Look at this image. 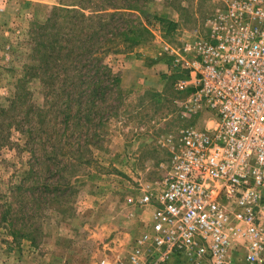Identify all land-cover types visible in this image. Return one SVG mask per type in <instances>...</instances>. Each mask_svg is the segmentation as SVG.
Here are the masks:
<instances>
[{
  "label": "rangeland",
  "instance_id": "rangeland-1",
  "mask_svg": "<svg viewBox=\"0 0 264 264\" xmlns=\"http://www.w3.org/2000/svg\"><path fill=\"white\" fill-rule=\"evenodd\" d=\"M147 1L138 8L145 9L148 21L140 13L127 18L130 25L147 28L146 42L105 57L119 82L112 98L99 105L113 106V113L88 122L80 139L84 147L71 141L88 162L33 166L40 177L65 176L48 182L56 192L45 198L31 195L36 187L45 193L46 180L32 177L25 137L17 125L9 127L8 116L21 119L22 112L7 110L17 95L27 93L21 102L44 105L38 78L22 82L30 63L29 31L69 1L0 0V264H116L147 230L152 210L141 203L142 194L167 174L179 135L207 125V114L190 107L191 89L177 87L185 72L174 66L165 47L177 50L184 41L205 36L206 20L230 0ZM170 22L176 27L168 28ZM64 130L59 128V135ZM14 210L24 217L18 223L20 242L10 227ZM166 264L195 263L175 256Z\"/></svg>",
  "mask_w": 264,
  "mask_h": 264
},
{
  "label": "built area",
  "instance_id": "built-area-1",
  "mask_svg": "<svg viewBox=\"0 0 264 264\" xmlns=\"http://www.w3.org/2000/svg\"><path fill=\"white\" fill-rule=\"evenodd\" d=\"M204 25L165 50L207 125L179 135L167 174L142 194L147 230L116 264H264V0H230Z\"/></svg>",
  "mask_w": 264,
  "mask_h": 264
},
{
  "label": "trees",
  "instance_id": "trees-1",
  "mask_svg": "<svg viewBox=\"0 0 264 264\" xmlns=\"http://www.w3.org/2000/svg\"><path fill=\"white\" fill-rule=\"evenodd\" d=\"M67 1L68 4L53 7L46 21L43 24L33 23L29 31L30 63L24 66L26 76L22 82L38 78L45 96L44 105L39 107L21 102L23 96L27 98L30 95L27 93L17 95V101L15 99L7 110V113H16L19 108L22 112L21 119H16L17 114L8 116L13 119L9 127L17 125L16 130L25 137L32 177L46 180L43 184L45 193L39 192L36 187L31 189L33 197H37L38 193L52 197L56 187L50 189L48 182L53 178H65L52 173L40 177L34 165L48 167L68 161L78 165L88 162L80 148L74 147L71 141L77 140L75 146L84 147L80 139L89 128L88 122L105 113L110 115L115 109L99 105V102L112 98L119 82V75L105 62V57L119 52L123 46L132 48L145 43L143 33H148L141 23L137 26L127 21L132 13H140L148 21L145 9L138 8L145 0ZM175 27L172 22L168 25V28ZM60 126L65 129L62 135L58 133ZM27 177L31 178L30 174ZM12 212L9 220L11 232L14 231L12 234L16 242H20L23 237L18 223L24 217L22 211Z\"/></svg>",
  "mask_w": 264,
  "mask_h": 264
}]
</instances>
